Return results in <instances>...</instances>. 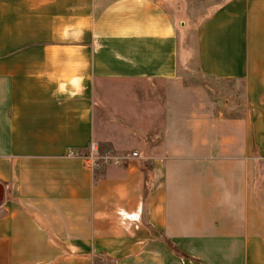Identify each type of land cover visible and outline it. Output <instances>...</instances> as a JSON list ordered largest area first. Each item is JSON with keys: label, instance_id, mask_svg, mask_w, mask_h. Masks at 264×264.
<instances>
[{"label": "crops", "instance_id": "0c3cea01", "mask_svg": "<svg viewBox=\"0 0 264 264\" xmlns=\"http://www.w3.org/2000/svg\"><path fill=\"white\" fill-rule=\"evenodd\" d=\"M0 184V264H264V0H0Z\"/></svg>", "mask_w": 264, "mask_h": 264}, {"label": "rangeland", "instance_id": "374dc122", "mask_svg": "<svg viewBox=\"0 0 264 264\" xmlns=\"http://www.w3.org/2000/svg\"><path fill=\"white\" fill-rule=\"evenodd\" d=\"M209 4V3H208ZM211 4V3H210ZM203 5L205 6V4H202L201 6L203 7ZM207 5V4H206ZM208 6V5H207ZM201 7V8H202ZM209 7H207L205 10L204 9H199L198 6L196 8V14L195 15V20L200 19V17H203L205 15H208ZM201 10V11H199ZM201 12V14H200ZM193 15V14H192ZM194 33L195 31L193 30L191 32V37H194ZM192 68L195 70L197 69V65L195 62L192 61ZM197 71V70H195ZM184 85L181 84V82L179 83H170L168 81H158V82H153L150 85H153V87H155L156 89H159L158 93H159V98L158 100L160 102H165V103H175V109L174 110H179V111H186V85L189 86H194L196 87L195 89L198 91L200 89V87L205 88L204 86H206V88L208 89V98L209 99H217L222 101V104L224 103V100L232 101V100H242V93H241V84H238L237 82L232 83L231 81H220L215 83V81H209L207 79H204L198 72L194 73L193 76L184 79ZM137 87H141L143 88L144 86H146L143 83H127V87H131V85H134ZM149 85V84H147ZM202 93H204L201 90ZM236 92H238V94H236ZM138 93V95H140V92H135L134 94ZM134 94H132L134 96ZM144 94V92H143ZM146 94V93H145ZM205 94V93H204ZM109 96V95H108ZM119 97H121L119 95ZM119 97H114V100L119 103V102H123V99L125 98H119ZM135 98V97H133ZM191 99L194 98V96L190 97ZM127 105V104H126ZM125 109V108H124ZM122 110V112H124L123 109H119V111ZM128 111V109H125ZM118 111V110H117Z\"/></svg>", "mask_w": 264, "mask_h": 264}, {"label": "built area", "instance_id": "2783aa9c", "mask_svg": "<svg viewBox=\"0 0 264 264\" xmlns=\"http://www.w3.org/2000/svg\"><path fill=\"white\" fill-rule=\"evenodd\" d=\"M97 147L92 146V153L86 157V164L89 167H95L99 161L102 159V156L96 154ZM94 151V152H93ZM136 154V152H134ZM105 160L109 159L108 155L104 156Z\"/></svg>", "mask_w": 264, "mask_h": 264}, {"label": "water", "instance_id": "95a60500", "mask_svg": "<svg viewBox=\"0 0 264 264\" xmlns=\"http://www.w3.org/2000/svg\"><path fill=\"white\" fill-rule=\"evenodd\" d=\"M3 186L0 184V200L3 198Z\"/></svg>", "mask_w": 264, "mask_h": 264}]
</instances>
